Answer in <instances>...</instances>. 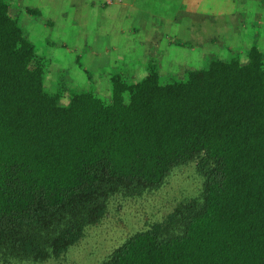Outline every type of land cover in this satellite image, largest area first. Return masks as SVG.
<instances>
[{
  "label": "trees",
  "instance_id": "trees-1",
  "mask_svg": "<svg viewBox=\"0 0 264 264\" xmlns=\"http://www.w3.org/2000/svg\"><path fill=\"white\" fill-rule=\"evenodd\" d=\"M36 12L34 9H29ZM37 54L0 0V264L64 255L110 194L161 186L196 162L199 199L138 231L100 264H264V52L214 57L184 80L112 76L111 97L45 89Z\"/></svg>",
  "mask_w": 264,
  "mask_h": 264
},
{
  "label": "rangeland",
  "instance_id": "rangeland-1",
  "mask_svg": "<svg viewBox=\"0 0 264 264\" xmlns=\"http://www.w3.org/2000/svg\"><path fill=\"white\" fill-rule=\"evenodd\" d=\"M7 1L49 62L45 89L59 93L62 104L85 90L109 99L113 75L136 82L151 64L168 83L186 79L214 57L246 63L253 46L264 52V0ZM204 184L196 162L178 165L158 188L110 194L100 220L64 255L10 264H100L131 235L199 199Z\"/></svg>",
  "mask_w": 264,
  "mask_h": 264
},
{
  "label": "crops",
  "instance_id": "crops-1",
  "mask_svg": "<svg viewBox=\"0 0 264 264\" xmlns=\"http://www.w3.org/2000/svg\"><path fill=\"white\" fill-rule=\"evenodd\" d=\"M193 11H194V9H192ZM222 12V11H221ZM192 13H194V12H192ZM204 13V12H203Z\"/></svg>",
  "mask_w": 264,
  "mask_h": 264
}]
</instances>
